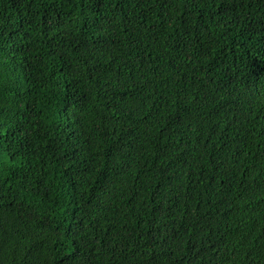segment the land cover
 Masks as SVG:
<instances>
[{
	"label": "trees",
	"instance_id": "1",
	"mask_svg": "<svg viewBox=\"0 0 264 264\" xmlns=\"http://www.w3.org/2000/svg\"><path fill=\"white\" fill-rule=\"evenodd\" d=\"M0 264H264V0H0Z\"/></svg>",
	"mask_w": 264,
	"mask_h": 264
}]
</instances>
